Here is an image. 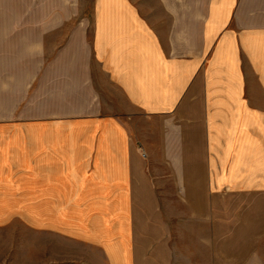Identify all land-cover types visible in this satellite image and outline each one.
I'll return each instance as SVG.
<instances>
[{"label": "crops", "instance_id": "0c3cea01", "mask_svg": "<svg viewBox=\"0 0 264 264\" xmlns=\"http://www.w3.org/2000/svg\"><path fill=\"white\" fill-rule=\"evenodd\" d=\"M92 9L0 19V225L107 264H264V0Z\"/></svg>", "mask_w": 264, "mask_h": 264}, {"label": "rangeland", "instance_id": "374dc122", "mask_svg": "<svg viewBox=\"0 0 264 264\" xmlns=\"http://www.w3.org/2000/svg\"><path fill=\"white\" fill-rule=\"evenodd\" d=\"M92 3L93 0H0V19H54L56 24L63 18H92ZM56 36L54 41H60L61 33L58 39ZM165 205L174 230L180 223L174 217V213L181 210L180 204ZM57 260L60 262H55ZM61 261L64 264H107L101 249L55 233L33 231L28 218L16 217L0 225V264H60Z\"/></svg>", "mask_w": 264, "mask_h": 264}]
</instances>
